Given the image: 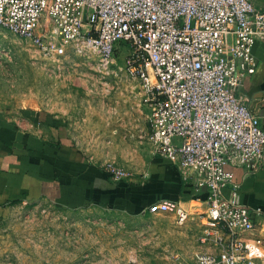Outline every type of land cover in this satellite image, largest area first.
Wrapping results in <instances>:
<instances>
[{
  "label": "built area",
  "instance_id": "2783aa9c",
  "mask_svg": "<svg viewBox=\"0 0 264 264\" xmlns=\"http://www.w3.org/2000/svg\"><path fill=\"white\" fill-rule=\"evenodd\" d=\"M0 28L49 61L71 49L96 57L104 71L127 45L125 68L150 108L155 154L208 191L200 216L206 251L194 264H264V237L228 170L255 173L264 163L260 119L238 94L257 69L264 11L251 0H0ZM107 173L131 180L113 165ZM146 212L172 214L181 226L191 215L172 200Z\"/></svg>",
  "mask_w": 264,
  "mask_h": 264
},
{
  "label": "rangeland",
  "instance_id": "374dc122",
  "mask_svg": "<svg viewBox=\"0 0 264 264\" xmlns=\"http://www.w3.org/2000/svg\"><path fill=\"white\" fill-rule=\"evenodd\" d=\"M67 52L49 61L0 28V109L57 117L87 159L105 171L123 169L128 182L147 180L162 157L150 140L143 90L125 68L130 48L117 47L108 71L96 57ZM184 227L172 214L65 212L40 201L0 220V264H174L177 253L186 258L193 237Z\"/></svg>",
  "mask_w": 264,
  "mask_h": 264
},
{
  "label": "crops",
  "instance_id": "0c3cea01",
  "mask_svg": "<svg viewBox=\"0 0 264 264\" xmlns=\"http://www.w3.org/2000/svg\"><path fill=\"white\" fill-rule=\"evenodd\" d=\"M251 1L264 11V0ZM252 52L257 69L244 80L238 94L259 117L264 132V43L256 42ZM63 123L44 112L0 109V220L8 218L15 208L40 201L65 212L98 209L137 217L153 204L172 200L190 210L184 228L190 227L186 230L193 233L187 260L177 253L173 263L194 264L198 254L206 251L200 243L204 228L200 216L208 194L205 187L198 186L197 176H183L171 161L160 158L154 160L147 180L114 182L62 133L66 128ZM228 170L234 173L241 203L249 208L264 237V163L255 173L239 167ZM195 214L199 219L193 217ZM120 226L126 228L125 224ZM191 226L196 229L193 231Z\"/></svg>",
  "mask_w": 264,
  "mask_h": 264
},
{
  "label": "trees",
  "instance_id": "16d2710c",
  "mask_svg": "<svg viewBox=\"0 0 264 264\" xmlns=\"http://www.w3.org/2000/svg\"><path fill=\"white\" fill-rule=\"evenodd\" d=\"M110 176V175H109ZM207 196H208V194H207ZM207 199V198H206Z\"/></svg>",
  "mask_w": 264,
  "mask_h": 264
}]
</instances>
